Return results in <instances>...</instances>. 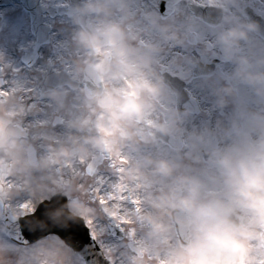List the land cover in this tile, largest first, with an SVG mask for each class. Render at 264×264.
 Instances as JSON below:
<instances>
[{
    "label": "clouds",
    "instance_id": "1",
    "mask_svg": "<svg viewBox=\"0 0 264 264\" xmlns=\"http://www.w3.org/2000/svg\"><path fill=\"white\" fill-rule=\"evenodd\" d=\"M133 3L79 0L69 9L75 25L71 44L80 53L70 58L72 80L43 93L50 105L67 110L65 133L26 123L43 111L38 104L17 94L0 96V161L39 187L68 161L136 153L122 177L146 198L129 211L136 231L115 249L118 264H264V44L258 36L264 25L236 10L239 0H207L220 18L212 25L214 42L201 52L221 55L234 68L224 83L205 79L201 86L211 88L219 107L234 103L236 114L220 126L226 142L215 143L207 129L193 131L186 150L162 157L144 149L183 134L188 113L167 106L169 86L156 67L164 49L141 37L155 30L164 43L183 46L195 25L161 21L148 11L138 15ZM136 24L143 28L136 30ZM242 86L254 94L258 108L239 95ZM158 112L167 119H157ZM75 215L84 220L100 212L83 203ZM0 264H75V250L41 237L0 251Z\"/></svg>",
    "mask_w": 264,
    "mask_h": 264
},
{
    "label": "rangeland",
    "instance_id": "2",
    "mask_svg": "<svg viewBox=\"0 0 264 264\" xmlns=\"http://www.w3.org/2000/svg\"><path fill=\"white\" fill-rule=\"evenodd\" d=\"M202 2L207 3V0H200ZM195 0H183L182 3L175 8V12L174 14L167 18L165 21H171L176 23L179 26H184L188 23H193L195 25V27L193 28V31L196 35V40L198 42V44L200 43V41H204L203 39L205 38V35L203 34L205 31L203 30L204 28H201L200 26L196 25L195 22L191 21V18L189 17V15L187 14L186 11V4L187 3H194ZM262 4L264 3V0H261ZM149 5L154 6L155 5V0H149ZM140 9V3H138V0H134L133 3V10L135 13H137L138 15L141 13H138ZM156 15V13H153ZM26 18V17H25ZM17 20V18H16ZM63 20H58L60 22H57L56 24L57 27L55 28L56 32L52 34L51 36V43L50 45H48L45 49H42L43 55H41V58L45 57L48 59V62L50 64H54L56 63L58 66L63 67V65H67L68 69H71L70 65H69V61L71 57H74L76 55H79V51L74 49L72 44H71V30L69 29L71 27V22L69 23H65L64 25L61 23ZM21 22H23V18L21 16ZM61 23V24H59ZM10 25H16L19 26L20 24L15 23L13 24V21H10ZM133 27L136 30H141L143 28V25L141 24H136L133 25ZM74 30V28H73ZM26 34V33H25ZM28 36V34H26ZM29 37V36H28ZM58 38H63V44H58L56 43ZM141 39H146V40H152L154 42H158L161 44L162 48L164 49L163 44L166 46V48L157 56V60H162V58L160 57V55L166 56L168 53V47L166 45V43H164L160 37V34L155 31V30H150V31H146L144 32V34L142 35ZM30 40V38L28 39V41ZM27 41V42H28ZM27 42L22 43V46H24ZM68 42V43H67ZM8 44V41H2L0 40V49H2V47H5ZM21 45H18L16 47H10L8 49H6L4 52L0 51V65H2L5 70L4 73L2 74V77L6 74V73H13V75L16 74L15 77H12V79L8 82L9 84L11 83V81L13 80H17L18 79H23L24 80V86L25 87H30L32 85L31 82H29L28 80H26L27 76L26 74H23L19 68H20V63H19V59L16 58V53L20 52L19 48L22 47ZM45 48V47H44ZM22 49V48H20ZM49 56H48V53ZM16 56V57H15ZM15 57V58H14ZM194 58V56H192V54L189 52V54L187 55V59H191ZM54 59H56V61H54ZM169 64H172L171 62ZM191 64L186 65L187 69L189 70ZM43 64L41 66V68H38L39 71L41 69H43ZM174 70L177 71L178 74H183L184 72H182L181 70H178V67H174ZM174 70H167L169 71L172 75L174 74ZM186 73H188L185 70ZM202 79H197L196 81L193 82L194 86L196 85L199 93L201 94V96H203V98L201 99V103L205 102V106H207L206 112L207 114L205 115V113L203 111H201L198 115V117H195L193 119L190 118H186L183 124V127L185 129L184 133L182 134V137H184L185 135L188 136L189 133L193 132V131H203L205 129H207L209 131V133H214V129L213 131H211V108H208L209 105V99H213L211 102V106H212V110L214 108H216L218 106L217 102H216V98L215 96H209V89L210 87L207 88V86H201L202 83ZM206 90L208 92H206ZM212 92V90H210ZM207 94V96H206ZM244 94H247V90H245L244 87H241L240 89V96H243ZM27 100V99H26ZM29 102H31V100H27ZM36 104H38L43 111L39 114H37L36 116H28L26 118V123L34 128H51L52 130H54L56 133L63 135L65 133V128H64V120L67 118L68 112L67 110H58L56 108L55 105H50L47 100H43V101H38L35 100ZM251 105V104H250ZM169 108H173V100L171 99L170 104L167 105ZM75 105H72L71 108L74 110L75 109ZM214 112H212L213 114ZM214 115V114H213ZM58 116L61 118V124L60 125H53V120L54 118ZM215 117V116H214ZM156 118L157 119H167V116L163 113H157L156 114ZM217 123H219L220 121H222L219 117H217ZM44 121L46 123L41 124L40 122ZM185 141V143H187V138H183ZM156 154H160L161 151H156ZM170 155V154H169ZM174 154H171V156ZM130 158H135V153H130L129 154ZM3 161H0V163ZM91 183V180L89 178H85L83 179V181H81V179L71 176L70 174H68L67 172V168H66V164L63 167H58L55 170V176L54 179L50 180V181H46L44 182L41 186L37 187L35 185H31L29 184V182H26L24 180L19 179L17 176L13 175L11 172L9 173V177L6 181V191H7V198H6V206L7 208L11 211V213L14 216H23L26 215V213H31L33 209H35V207L37 206L38 202L43 200L45 198V196L49 193H53L56 191H64L65 193H68L69 191L74 192L75 195H82L81 191H78L79 188H84L86 189V191L84 192V195L82 197L81 200H77L74 199L73 201H71L69 203V210L71 213H73L75 215L76 213V206L83 204L85 201H88L90 205L93 206H97L94 205L89 197H88V193H87V186L88 184ZM29 192V197L26 196V193ZM141 195H144L143 192H141ZM98 215L93 216V217H86L84 220H88V219H95ZM1 227V225H0ZM17 229V226L14 227V229L12 230V234L15 233ZM2 230V231H1ZM1 234L0 236L7 234L8 231L6 230L5 227L0 228ZM4 238V237H3ZM0 237V251H4L7 249H11V248H16V247H20L12 242H7L5 239H3ZM48 239H55L57 241H59V239L56 236H48L46 237ZM122 243V242H121ZM120 243V244H121ZM114 255V254H113ZM75 264H80V259L75 256Z\"/></svg>",
    "mask_w": 264,
    "mask_h": 264
},
{
    "label": "snow or ice",
    "instance_id": "3",
    "mask_svg": "<svg viewBox=\"0 0 264 264\" xmlns=\"http://www.w3.org/2000/svg\"><path fill=\"white\" fill-rule=\"evenodd\" d=\"M4 69L0 68V77ZM8 83L0 78V96L17 94L22 99L31 100L36 104L33 97L36 94L35 88L25 87L20 81L13 80ZM41 124L46 123L44 121ZM151 125L152 121H148ZM130 157L121 155L113 158L103 154L84 159L83 157L66 162L68 174L81 180L89 178L91 183L87 186V193L90 201L98 206V215L94 220L88 219L83 223L69 222L66 227H55L51 229L58 236L69 240L80 253V264H118L117 257L113 255L115 249L122 241L131 238L135 234V228L131 227L133 221L129 215L130 209H139L145 194L137 186L125 183L122 174L126 171ZM66 200L65 197L52 198L47 203L26 213L29 218L32 216L43 219L49 210H55ZM108 208L116 209L115 212H108ZM21 224L23 220L19 221ZM45 233L37 231L30 232L26 227L21 229L20 236L35 239ZM89 237V240L84 239ZM26 241V240H25ZM92 249V251H89Z\"/></svg>",
    "mask_w": 264,
    "mask_h": 264
},
{
    "label": "flooded vegetation",
    "instance_id": "4",
    "mask_svg": "<svg viewBox=\"0 0 264 264\" xmlns=\"http://www.w3.org/2000/svg\"><path fill=\"white\" fill-rule=\"evenodd\" d=\"M11 1H14L15 4L17 5V11L19 13H37V12H41V13H48L49 12V8L54 7V6H66L68 4V0H22V5L18 4L16 2V0H9V3ZM243 1V0H242ZM258 12L261 11V9H259V7L261 6H257V8L255 6H253ZM215 39V35L211 38L212 41H214ZM179 51L181 53H184L183 51H181L180 47H178ZM165 67L169 68L170 65L169 64H165ZM234 65H223L222 69L218 70V79L220 81H224V77H226L229 73H231L233 71ZM217 71V68L215 70V72ZM225 82V81H224ZM9 85H4V87H8ZM245 88V90H247V94H244L243 97L246 104L249 107L252 108H258L259 106L256 103V98L254 96V94L251 92L250 89H248L246 86H242ZM251 104V105H250ZM222 114H228L229 115V120H226L225 117H220V119L222 121H220L219 123H217V117L218 115H215L214 117V121L212 122V131L214 129L215 135H213L215 138L220 139L221 142H223L224 140L222 139V135L220 133V126H228L229 122L234 118L235 114H236V108H235V104L234 103H229L227 106L223 107L221 109ZM226 142V141H224ZM164 148L168 149V147L166 145H163Z\"/></svg>",
    "mask_w": 264,
    "mask_h": 264
},
{
    "label": "water",
    "instance_id": "5",
    "mask_svg": "<svg viewBox=\"0 0 264 264\" xmlns=\"http://www.w3.org/2000/svg\"><path fill=\"white\" fill-rule=\"evenodd\" d=\"M52 215H54V219L55 220H57L59 223H61V217H69L70 218V220H71V217H70V215H68L67 214V212H66V206L65 205H62V207L61 208H59L56 212H53V213H51V216ZM13 225V223H10V225L9 226H12ZM24 227H26L25 225H24V223L23 224H21V228H20V231H21V229L22 228H24ZM27 228V227H26ZM28 229V228H27ZM28 230H32L33 231V229H28ZM48 232H51V230H44L43 231V233H45V234H47ZM45 234H43V235H39V236H37L35 239H37V238H40V237H42V236H44ZM62 238V237H61ZM35 239H33V240H35ZM65 242H66V244L67 245H71L76 251H77V249L72 245V243L69 241V240H66V239H64V238H62ZM84 239H86V237H84ZM87 240V239H86ZM89 251H92V249H89ZM78 252V251H77ZM79 253V252H78ZM80 254V253H79ZM101 262L103 263V259H102V257H101Z\"/></svg>",
    "mask_w": 264,
    "mask_h": 264
},
{
    "label": "bare ground",
    "instance_id": "6",
    "mask_svg": "<svg viewBox=\"0 0 264 264\" xmlns=\"http://www.w3.org/2000/svg\"><path fill=\"white\" fill-rule=\"evenodd\" d=\"M17 40H19V38H17ZM200 96V95H199ZM201 97V96H200ZM202 108H203V106H202Z\"/></svg>",
    "mask_w": 264,
    "mask_h": 264
}]
</instances>
